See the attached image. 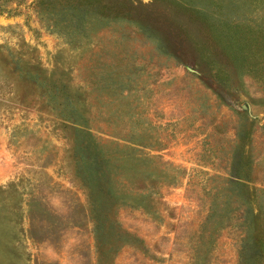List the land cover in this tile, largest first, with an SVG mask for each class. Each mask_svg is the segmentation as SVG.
I'll return each instance as SVG.
<instances>
[{"label":"rangeland","instance_id":"1","mask_svg":"<svg viewBox=\"0 0 264 264\" xmlns=\"http://www.w3.org/2000/svg\"><path fill=\"white\" fill-rule=\"evenodd\" d=\"M133 1L159 17L89 31L125 56L93 71L72 2L0 0V264H264V0H184L241 37L207 66Z\"/></svg>","mask_w":264,"mask_h":264},{"label":"trees","instance_id":"2","mask_svg":"<svg viewBox=\"0 0 264 264\" xmlns=\"http://www.w3.org/2000/svg\"><path fill=\"white\" fill-rule=\"evenodd\" d=\"M169 3L167 11L161 14L160 21L150 20L148 24L152 25L156 29V35L158 36V45L165 51V54L170 58L175 59L181 64H189L187 61L186 53H192L196 51V54H190L188 57L192 62V66L208 65L215 63L217 57V51H210L207 43L211 42L218 44L219 50L224 52L228 43L240 42L239 35L229 36L228 40H219L216 36V28L213 26L214 22L209 20V14L204 10H200L197 6H190L184 0H166ZM259 1V0H252ZM72 4L69 5V30L67 35L70 38H77V40H71L73 47H76L78 43L89 44L87 52L92 53L98 50V53H93V56H87L85 60L88 62V68L93 71H99L103 68L112 69L115 66V62L119 63L121 60L114 57L121 54L123 55L124 48H118L114 41L107 39V41L99 42V38L94 36L93 39L87 38L89 31L94 30V34L101 29L108 26V22L117 23L121 21H139L149 20L153 17H159L158 13H154V9H147L146 6L133 0H69ZM143 23V21H142ZM110 33L117 32L115 28L108 29ZM220 43V44H219ZM212 45V44H210ZM217 46V45H216ZM82 51L80 53H85ZM215 56V57H214ZM196 57V58H195ZM196 59V60H195ZM117 66V65H116ZM216 78H222L219 71H216ZM100 79H103L101 77ZM100 79L94 82L95 85H99L101 89H112V82L99 83ZM106 79V78H105ZM75 121V118H74ZM73 122V121H72ZM245 168L240 169L242 173H246ZM240 174V173H239ZM246 179V174H240ZM256 218L255 216H253ZM256 222H253L255 226ZM259 238V234L256 233V226L253 235V239ZM259 241H257L258 243ZM262 242H260L258 248L262 250Z\"/></svg>","mask_w":264,"mask_h":264}]
</instances>
